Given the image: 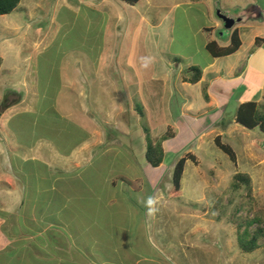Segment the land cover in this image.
<instances>
[{"label":"crops","instance_id":"crops-1","mask_svg":"<svg viewBox=\"0 0 264 264\" xmlns=\"http://www.w3.org/2000/svg\"><path fill=\"white\" fill-rule=\"evenodd\" d=\"M80 4L95 8V20L77 16L82 13L77 12L80 6L62 0L59 8L63 15L51 17L45 29L36 28L40 41L31 39V16L27 28L18 18H6L1 24L28 47L2 40L0 35L1 86L6 99L14 97L12 104L0 111V264H141L149 260L153 264H264V243L259 241L258 249L252 252L234 247L228 240L227 226H220L219 231L224 233L225 250L230 246L231 252L220 248L221 252L212 255L221 241L210 242L213 225L215 232L217 227L209 217L211 211L217 212L215 203L202 204L204 191L202 201H197L206 206L191 211L196 220L190 243V249H202L203 255L168 261L144 257L133 262L126 253L128 233L133 228L129 223L140 214L142 205L125 195L132 185L137 196L147 192L146 172L152 167L146 160L148 144L144 145L137 129L138 120L144 118L154 136L151 139H161L165 150V160L154 168L156 171L170 166L173 170L186 159L180 191L175 194L172 188L171 197L185 195L187 169L194 166L198 174L202 165L196 153L210 158L206 153L211 146L219 148L216 139L220 138L235 153L233 177L247 175L253 198L264 200V131L248 129L236 120L239 108L247 103H255L264 116V0L232 6L242 8L241 16L236 20L228 16L229 22L235 23L228 25L231 34L222 41L216 33L227 25L219 16L225 12L215 10L216 1L187 3L185 21L201 17L193 31V40L200 36V44L191 53L173 51L175 43L180 44L175 33L176 14L155 19L158 7L152 11L153 4L147 3L142 11V0L135 5L121 0H81ZM104 8L106 15L101 10ZM193 8L194 16H187ZM30 11L21 0L11 14ZM85 22L87 27L95 22V31L107 37L96 57L83 49L82 41L79 47H63L62 42L73 39L77 25ZM234 32L241 41L237 52L214 57L208 51L211 42L221 48L230 46ZM57 35L61 36L60 45L53 47ZM9 56L12 59L7 64ZM194 68L201 71L196 84L186 81L194 76ZM41 71L46 76L44 90L38 83ZM54 71L62 88L50 105L48 87ZM131 72L133 78L129 77ZM85 103L95 104V127L85 122ZM19 113L35 114V122L37 116L44 117V136L31 137L27 146L20 144L9 127ZM47 133L55 140L50 141ZM184 133L194 138L173 149L171 143ZM30 161L34 162L31 168ZM216 167L211 165V170ZM196 180L198 185L207 184L201 176ZM193 195L194 191L190 192L188 199H195ZM161 199L159 196L157 201ZM199 234L204 240L196 239Z\"/></svg>","mask_w":264,"mask_h":264},{"label":"rangeland","instance_id":"rangeland-1","mask_svg":"<svg viewBox=\"0 0 264 264\" xmlns=\"http://www.w3.org/2000/svg\"><path fill=\"white\" fill-rule=\"evenodd\" d=\"M71 3H75V5L80 6V9L77 12H81L77 16L80 17H94L95 20V13L93 12L95 8L88 7L87 4H80L81 0H68ZM123 1V0H121ZM216 6L215 10L220 12L223 10L227 16L233 17L235 20L237 17H240L241 10L233 9L232 6L238 5L239 2H246V0H215ZM62 0H23L24 5L28 6L32 11L30 14L28 12L21 13L15 12L11 15H6L0 17V35L2 36V40H10L12 43H16L20 45L21 48H27L28 45L23 43V41L17 35H11L10 29L7 30L4 25H1L2 22L8 20L18 18L19 22L22 23L23 28H27L29 24V16L32 17L31 26V39L32 41H40L42 36L35 34V30L37 27L45 29L50 25V18L57 15V17L63 15V10L59 8L61 5ZM125 2V1H123ZM144 3V8L142 11H145L148 4H153L152 11H155V7H158L157 17L155 19H161L164 16H167L171 13L177 15V22L175 24V33L177 38L179 36L180 44H176L173 46V51L178 49H185L184 52L191 53L197 46L200 44L201 37L199 36L197 40H193V31L198 27V23L201 20V17L197 16V20L192 18L189 20L190 23H187L183 18V11L188 8L189 2L193 3V0H142ZM148 3V4H147ZM210 3V0H209ZM217 3L219 9L217 8ZM37 4V5H36ZM90 5V4H89ZM143 4L140 6L142 7ZM212 5V4H211ZM210 5V8H211ZM35 6L37 9H34ZM162 7L161 14H158L159 8ZM104 11L103 13L106 15L108 10L107 8L101 9ZM149 10V8H148ZM62 12V13H61ZM189 15L187 16H194L196 13L195 9L189 10ZM219 16L222 15L219 13ZM91 19V18H90ZM214 19V18H213ZM92 20V21H93ZM88 20L87 23H89ZM86 22L83 24L77 25V30L71 34L73 39H69L63 43L64 48H71L72 46L78 47L82 41V47L85 50H91V54L96 57L97 50L102 46H105L107 37H104L103 34H98L95 31V22L90 27H87L88 24ZM87 24V26H86ZM186 24V25H185ZM168 22L166 21V26ZM1 26H4L1 28ZM82 27V28H81ZM170 28V25H169ZM62 29V26H61ZM81 29V30H80ZM57 31V28H54ZM231 28L229 29L228 26L221 27L219 31H217V38L219 40L228 39L231 34ZM23 34V33H22ZM21 34V35H22ZM78 39V41L76 40ZM56 40V41H55ZM55 43L53 47L60 45L61 36H56ZM9 42V41H8ZM105 42V43H104ZM122 43V41L118 42ZM168 43L165 42V47H167ZM19 46H16V48ZM188 47V49H186ZM41 48H44V42L41 43ZM11 57L7 59V64L11 62ZM123 59V57H122ZM126 73V72H125ZM125 73L119 72L123 76ZM52 80L51 84L48 87V96L50 99L56 97L58 92L61 90V83L59 76H57V71L52 72ZM126 75V74H125ZM130 78H133L132 72L129 74ZM40 85L42 86V90H44V83L46 76L41 71L40 75ZM45 78V79H44ZM134 81V80H133ZM18 82V81H17ZM6 92L4 88L1 86L0 80V111H3L6 107L11 105V101H14V97H5ZM3 103L1 104V102ZM49 104H46L49 106ZM50 107V106H49ZM48 107V108H49ZM85 116L88 117L87 121L85 120L86 124L92 123L95 127V104L85 103ZM38 119L35 122V114H26V113H19L15 115L10 120L9 127L15 131V139L22 143L23 145L27 146L31 142V137L36 139L35 137L42 138L44 136V117L37 116ZM228 117V116H227ZM44 119V120H43ZM138 131L142 133V141L146 146L151 138L154 137L151 135L150 129L148 127V121L144 118L139 119L137 122ZM136 130V128L134 129ZM35 132V136H32ZM50 141L55 140L50 134ZM194 136L190 135L189 133H184L178 141L172 142V148H181L186 143H188ZM6 139V137H5ZM136 139L132 137V140ZM158 141V140H157ZM161 143V139H159ZM225 144H228L227 142ZM235 144V143H234ZM233 144V145H234ZM235 146V145H234ZM145 148V147H144ZM211 148L213 151H211ZM198 157L201 159L202 165L199 168L200 171L197 174L196 169L194 166H191L187 169L186 176H185V190L186 193L183 197H176L173 198L170 196V191L173 188V176H174V169L172 170L171 166L164 168L163 170H157L154 168H150L146 172V176L148 178L147 188L145 193L140 196L134 191V187H129L125 190L126 197L134 203H138L142 205V208L139 210L140 214L134 215L129 224L133 226L132 231L129 234V242H128V250L127 254L131 256V260L133 262L139 260L140 258H160V261H168L169 258H186L188 259L193 257H199L203 255L202 249H190V243L194 241L193 236H191V228L195 223V217L191 215V211L194 209L200 210V207H205L206 205L199 206L200 202L202 201V192L205 193V202L202 204H208L212 206V204L216 205V214L215 211H211V217L214 221V224L217 227L216 232L214 231V225L212 229V236L210 238V242H213L215 239L216 241H221L218 244L220 246L213 248V253H217L220 251L227 252L228 254L231 252V248H224V233L219 231L220 226H227L228 227V240L233 241L234 247H240L245 245H249L250 236L254 235L257 232L258 224H262L264 228V200H259V202L253 198L252 188L251 185L246 187L242 186L240 189L236 190L233 188L234 177L233 173L235 172V163L230 159V157L224 153L222 150L217 148L215 145L211 146L209 151L206 153L210 156V158H206L204 153L199 152L196 153ZM21 155H26L25 153H21ZM6 169L9 170L10 165L6 161ZM169 161H167L166 165H168ZM34 165V162L30 161V168ZM211 165L217 166L215 169L211 170ZM27 166V165H26ZM11 167V171H12ZM134 172L136 169H132ZM198 171V169H197ZM134 176L135 174H131ZM198 176L203 177V179L207 180V184L201 182V184L196 183V179ZM162 180V181H161ZM202 180V178H201ZM203 180V181H205ZM159 183L161 185H159ZM194 191L192 197L195 199H188V195L190 192ZM185 192V191H184ZM153 196L159 197L162 196L161 200H158L159 205L157 206L158 211L154 214L149 216L147 214V209L145 206L144 201ZM142 198L140 202L139 199ZM198 200V201H197ZM140 202V203H139ZM227 204V206L224 205ZM137 213V212H136ZM197 216V214H196ZM260 217L261 222L258 221V224H254V218ZM263 219V221H262ZM120 223L123 220L119 221ZM128 222V221H126ZM254 224V225H253ZM250 225L251 226L250 228ZM144 227L142 230L135 231L137 227ZM250 228V229H249ZM251 233H250V231ZM216 235V236H215ZM204 240V236L199 234V237L196 239ZM206 240L208 238L206 237ZM209 241V240H208ZM260 242L264 243V239L260 240ZM243 250V249H242ZM217 251V252H216ZM264 251V248H263ZM127 264H132L131 261H128ZM141 264H153L149 260L148 262H143ZM168 264V263H163ZM192 264H195L194 262ZM247 264H256L255 262L251 263L250 261Z\"/></svg>","mask_w":264,"mask_h":264},{"label":"trees","instance_id":"trees-1","mask_svg":"<svg viewBox=\"0 0 264 264\" xmlns=\"http://www.w3.org/2000/svg\"><path fill=\"white\" fill-rule=\"evenodd\" d=\"M131 5H135L138 3L139 0H123ZM21 0H0V16H5L13 13L18 6L20 5ZM241 46V41L239 38V35L237 32H234L231 37V44L230 46L226 48H221L217 45L216 42H211L208 44L207 49L208 51L214 56V57H224L234 54L239 50ZM2 64V59L0 58V67ZM193 77L186 79L187 82H190L192 84H196L201 79V71L198 68L192 69ZM236 120L239 124L243 125L244 127L248 129H254L256 127H259L262 131H264V116L259 110L258 106L255 103H247L242 105L236 116ZM216 145L219 147L220 150H222L224 153H226L230 159L235 163L236 157L235 153L231 149V147L222 144L220 138L216 139ZM146 160L152 168H158L163 164L165 160V150L162 146V143L154 140H150L147 146L146 151ZM185 162L186 159H181L175 166L174 169V176H173V184L174 189L173 193H178L181 188V180L184 173L185 168ZM242 186H250V179L247 175L237 173L234 176V183L233 188L238 190ZM254 224H258V221L261 222L260 217L254 218ZM263 221V219H262ZM253 224V225H254ZM253 225H250L253 226ZM262 224H258L257 232L250 236L249 245L242 246V249L245 252H252L256 249H258L257 243L264 239V228L262 227Z\"/></svg>","mask_w":264,"mask_h":264},{"label":"clouds","instance_id":"clouds-1","mask_svg":"<svg viewBox=\"0 0 264 264\" xmlns=\"http://www.w3.org/2000/svg\"><path fill=\"white\" fill-rule=\"evenodd\" d=\"M148 60L146 59L145 60V67H147V65H148ZM157 197H155V196H152V197H148L145 201H144V203H145V206H146V209H147V214L149 215V216H151V215H154L157 211H158V209L155 207V205L157 204Z\"/></svg>","mask_w":264,"mask_h":264},{"label":"water","instance_id":"water-1","mask_svg":"<svg viewBox=\"0 0 264 264\" xmlns=\"http://www.w3.org/2000/svg\"><path fill=\"white\" fill-rule=\"evenodd\" d=\"M217 8L219 9V6H218V4H217ZM221 15H222V19H224L225 21H226V25L228 26V25H234V23H235V21H232V22H229V20H231L230 19V17H228L225 13H220Z\"/></svg>","mask_w":264,"mask_h":264}]
</instances>
